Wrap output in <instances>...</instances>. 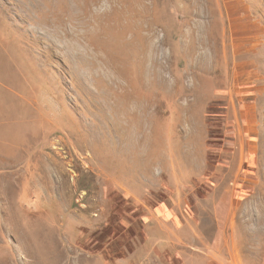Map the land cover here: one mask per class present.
Masks as SVG:
<instances>
[{
  "label": "rangeland",
  "instance_id": "obj_1",
  "mask_svg": "<svg viewBox=\"0 0 264 264\" xmlns=\"http://www.w3.org/2000/svg\"><path fill=\"white\" fill-rule=\"evenodd\" d=\"M212 256L264 264V0H0V264Z\"/></svg>",
  "mask_w": 264,
  "mask_h": 264
},
{
  "label": "crops",
  "instance_id": "obj_2",
  "mask_svg": "<svg viewBox=\"0 0 264 264\" xmlns=\"http://www.w3.org/2000/svg\"><path fill=\"white\" fill-rule=\"evenodd\" d=\"M157 209L158 210H156V212H161L160 214H162V215H164V214L167 216L169 215L166 210L170 211V207H169V209L166 208V210H165V208L163 206H159ZM210 264H224V262L219 260L216 256H212Z\"/></svg>",
  "mask_w": 264,
  "mask_h": 264
}]
</instances>
